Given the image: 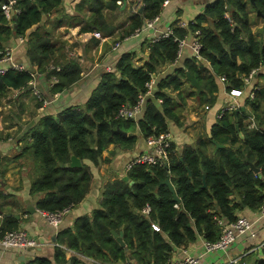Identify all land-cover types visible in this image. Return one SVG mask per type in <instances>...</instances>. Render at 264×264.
I'll use <instances>...</instances> for the list:
<instances>
[{
  "label": "trees",
  "instance_id": "16d2710c",
  "mask_svg": "<svg viewBox=\"0 0 264 264\" xmlns=\"http://www.w3.org/2000/svg\"><path fill=\"white\" fill-rule=\"evenodd\" d=\"M5 1L0 0V59L10 38L27 37L30 65L37 66L50 81L53 76L58 78L50 87V95L44 94L45 97L50 99L55 93L70 89L81 79L82 66L76 59L57 58L58 45L51 39V29L46 28L47 23L42 24L45 16L60 11L63 0H17L21 13L13 23L3 14ZM118 1L123 3V0H81L76 10L84 12L88 7L92 14L83 31L113 35L117 27L111 18L126 12L121 11ZM141 2L120 32L121 40L158 16L164 0ZM250 3V0H216L206 6L188 29L175 21L171 26L173 34L148 42V58L141 65L136 64L139 60L135 52L122 54L114 70L103 73L84 104L71 105L55 116L39 118L27 130V138L31 140L19 155V158L30 155L39 169L30 190L32 195H39L36 207L55 213L78 206L95 180L88 161L98 167L104 161V151L112 144L117 149L132 150L139 138L137 130L146 139L169 130L170 121L181 124L178 109L185 103L183 87L188 82L187 72L200 84L199 101L213 104L218 91L217 77H226V90L230 91L243 88V77L252 70L264 69V33L263 29L254 32L252 18V12L257 16L261 11L264 15V0ZM86 4L89 5L85 7ZM64 23L59 20L58 26ZM124 24L122 21L119 26ZM196 31L200 32L197 37L202 44L201 54H195L185 67L159 78L153 93L146 97L144 112L137 122L116 119L123 104L135 105L139 96L147 92L146 84L152 76L177 60L179 40ZM200 58L209 61L210 67ZM52 64L60 70H52ZM32 78L30 70L9 69L0 74V102L12 89L23 91L15 102L31 94ZM168 91H179L180 101ZM254 93V99L245 100V111L241 108L226 111L213 127L212 138L229 142V147L220 148L210 156L204 149L207 144L204 139H199L200 147L185 146L181 154L173 144L169 166H133L127 172L129 180L118 178L104 185L98 208L77 218L73 227L58 232L53 260L35 257L27 264H117L120 261L167 264L175 248H187L198 235L207 241L218 240L222 233L220 220L231 225L241 211L257 212L264 201V86L256 88ZM188 95L196 96L197 91L191 89ZM34 98L37 106H41L43 101ZM250 116L256 118L255 129L249 128ZM13 117L20 115L13 111L8 119L13 121ZM73 155L82 160V166H70ZM2 160L0 150V163ZM252 164L259 169L258 173L252 170ZM0 175L3 178L1 168ZM167 178L174 184L180 201L164 184ZM147 205L152 209L149 215L142 213ZM154 224L160 230H155ZM18 229L19 222L5 216L0 224V239L6 232ZM112 230L123 232L125 248L116 241ZM69 251L88 257L90 262L74 254L68 258ZM250 260L244 257L242 264H264V245L260 254Z\"/></svg>",
  "mask_w": 264,
  "mask_h": 264
},
{
  "label": "crops",
  "instance_id": "0c3cea01",
  "mask_svg": "<svg viewBox=\"0 0 264 264\" xmlns=\"http://www.w3.org/2000/svg\"><path fill=\"white\" fill-rule=\"evenodd\" d=\"M80 1L63 0L60 11L53 13L50 17L45 16L42 24L47 23L46 28L51 29V39L58 45L57 58L61 61L65 59H76L79 61L82 66L81 79L70 89L55 93L50 98L51 102L47 105L42 103L38 107L37 99L34 98L32 91L29 95H23L17 102L8 100V97L12 94L10 91L0 102V150L3 154V160L0 163V168L3 170L0 215L3 216V219L0 220V224L4 223L5 216L12 217L19 222L20 229L26 230L38 242V246L35 249L25 251L20 249L4 250L0 247V264H20L22 256L26 258L24 264H27L35 257H48L53 260L58 232L62 229L73 227L77 218L90 215L98 208L104 185L109 181L127 176L126 165L146 149L145 138L137 130L136 134L139 138L132 150L117 149L112 144L104 151V161L98 167L88 161L87 163L92 166L95 176L93 186L86 198L78 206L70 208L60 225L55 227L38 212L36 201L39 195H32L30 191L32 181L39 173L35 161L30 155L19 158L22 147L31 140L27 138V130L34 126L42 116H55L68 106L84 104L100 83L103 73L107 71V67L111 66L114 70L122 54L135 52L137 60H139L136 61V64L141 65L148 58L147 44L149 41L152 42L156 37H160L167 32L175 21H178V24H184V28L188 29L190 23L194 22L197 16L205 11L206 6L216 0H170L166 6L162 5L161 13L158 15L159 19L153 28L145 29L141 34H133L124 40L119 38V34L130 22L129 18L135 13L133 12L135 7H132V2L138 1V4L141 5V0H127L124 8L123 4L125 1L123 0L121 11L125 10L126 12L125 14H119L116 18H111L112 24L117 27L116 32L111 36L103 35L99 31H83V26L88 25L92 14L87 7L89 4L85 5L87 9L84 12L76 10V6ZM253 14L252 12L254 32L264 29V20L259 18L258 14L257 16ZM124 15L127 17H124ZM59 20L66 23L58 26ZM122 21H125V24L119 26ZM72 22L75 23L72 24ZM194 39L193 33L190 32L185 38L186 43L182 50L179 51L177 60L174 63L165 65L160 70V73L155 74L156 84L159 78L173 73L176 68L185 67L186 62L195 57L192 49ZM27 41V37L14 36L6 42V50H10L14 59L19 63H23L27 70H35L37 67L30 65L27 56ZM200 59L205 66L210 67L209 61L204 58ZM0 66L10 67V64L3 62ZM36 81L42 93L49 96L51 82L46 78L45 74L38 72ZM216 81L218 83V91L215 92L216 101L213 104L200 102L198 95L202 89L198 93V90L189 81L185 83L183 87L185 103L178 109L181 124H177L174 121L169 123V131L174 137L175 151L178 154L182 153L185 146L200 147L198 145L199 139L207 140L204 149L210 156L215 154L220 148L230 146L229 142L222 143L212 138V130L218 119H220L219 115L233 101V98L230 97L229 92L226 90V81H222L221 76L217 77ZM263 86L264 69H260L258 74L251 80L250 85L244 90L243 95L237 98L241 109L242 107L246 109L245 100L249 92L254 87L260 89ZM191 89L197 91L196 96L188 95ZM168 92L173 97L178 98L179 91ZM45 98L48 99L47 97ZM177 101H180L179 98ZM19 104H22L21 111L19 110ZM13 111L18 113L20 117H13V121H11L8 116ZM34 113H36V117L33 116ZM216 143L224 146L216 148ZM31 206L35 207V212L29 210ZM239 215H244L254 221L255 236H252L249 232L245 233L234 242L228 252H206L204 244L206 239L202 235H198L197 239L191 242L187 248H175L172 258H182L186 254L200 256L199 264H228L232 259L244 257L253 261L260 254L261 244L264 243V217L258 218L257 212H253L250 209L241 211ZM72 254L88 259V257L72 251H69L68 258ZM117 264L127 263L120 261Z\"/></svg>",
  "mask_w": 264,
  "mask_h": 264
},
{
  "label": "built area",
  "instance_id": "2783aa9c",
  "mask_svg": "<svg viewBox=\"0 0 264 264\" xmlns=\"http://www.w3.org/2000/svg\"><path fill=\"white\" fill-rule=\"evenodd\" d=\"M170 0H164L163 6H166ZM118 4L122 5V1H118ZM2 11L4 16L6 17L8 22L14 21V18L21 13V9L17 6V0H7L2 4ZM229 15H227L228 17ZM159 16H156L153 19L147 20L143 27L137 29L135 31V35L141 34L145 29L153 28L155 23L158 21ZM179 26L184 27V24H179ZM173 34L172 28H170L167 32L163 33L160 37H156L153 41L159 40L161 37H166ZM200 34L199 31H196L193 35L195 37L192 43V49L196 55L201 54L202 44L198 39V35ZM185 39L179 40L180 50H182L183 46L185 45ZM119 46V44H117ZM179 50V51H180ZM3 62H8L10 67H1L0 66V74L6 73L9 69H16L19 71L27 70L23 63L17 62L11 51L6 50L4 56L0 59V64ZM37 67V66H36ZM52 70L59 71L60 67L55 66L54 64L51 65ZM113 68L111 66L107 67V71H111ZM260 69H254L250 72L249 75L243 77L244 86L241 89H231L229 92L230 97L233 98V101L226 107L222 114L219 115V118L223 116L226 111L232 112L234 110H238L241 108L240 103L237 101L238 97H241L244 93V90L250 85L251 80L258 74ZM32 72L33 78L29 82V86L32 90L34 96H36L39 100L43 101L44 105H47L51 102V100L46 99L44 94L42 93L41 89L37 86V74H38V67L37 69L30 70ZM222 81H226L225 76H221ZM51 85L58 82L57 76H53L51 78ZM156 84L155 75L152 76L151 80L147 82V92L145 94H141L137 103L133 106L128 104H123L118 112L116 113V119H124V120H133L135 122L138 121L140 116L144 112V106L146 97L151 95L154 91ZM255 87L249 92L247 98L250 100L254 99L255 97ZM12 94L8 97L9 101L15 102L18 96L23 92L21 89H12ZM250 129L257 128V121L255 116H250L247 120ZM146 149L134 157L129 163L126 165V172L132 169L133 166L138 164L144 165H159V166H169L170 162V154L172 152L173 144H174V137L172 133L167 130L161 132L159 134L150 135L146 139ZM3 193V179L0 175V195ZM178 207V205H176ZM70 208L63 209L61 211L50 213L47 211H43L37 209L38 212L43 215L49 223L53 226L58 227L62 222L64 216L67 214ZM151 207L147 205L145 208L142 209V213L145 215H149L151 212ZM257 217L263 218L264 217V201L257 211ZM3 219V216L0 215V220ZM220 225L222 226V233L218 240L216 241H207L205 240V249L206 252H215V251H224L228 252L229 249L232 247L234 242L245 233H250L252 236L256 235V231L254 229V221L250 218L239 215L237 220L232 223L231 225H227L222 220L219 221ZM155 230H160L157 225H153ZM264 243L261 244V248L263 247ZM38 246V242L35 238H33L26 230L18 229L13 231H8L5 235L0 239V247L4 250L6 249H20V250H29L35 249ZM200 256H192L189 254L184 255L182 258H170L167 264H199L200 263ZM243 258H235L232 259L228 264H242Z\"/></svg>",
  "mask_w": 264,
  "mask_h": 264
},
{
  "label": "water",
  "instance_id": "95a60500",
  "mask_svg": "<svg viewBox=\"0 0 264 264\" xmlns=\"http://www.w3.org/2000/svg\"><path fill=\"white\" fill-rule=\"evenodd\" d=\"M124 4H123V8L126 6V2L127 0H124ZM251 1V4L254 5L255 4V0H250ZM141 11V10H140ZM258 16H260L262 19H264V15L261 13V11H258L257 12ZM264 31V29H263ZM186 79L191 83L192 86H194L197 90H198V93L200 92L201 90V87H200V84L198 82V80L190 73V72H187L186 74ZM242 111H245V107H242ZM124 134L126 135L127 133L124 132ZM216 148H220V147H223L224 145L222 144H219V143H216ZM62 165V163H60ZM70 166H82V160L78 157H76L75 155L72 156L71 158V162H70ZM251 168L252 170H254L256 173L259 172V169L256 168L253 164L251 165ZM124 180H129L128 176H124L123 177ZM131 183L133 184V182L131 181ZM164 184H166L169 189L172 191L173 195H174V198L177 200V201H180V198L178 197L177 193H176V189L171 181L170 178H167L165 181H164ZM204 185H206V181H205V178H204ZM29 210L31 212H35V207L34 206H31L29 207ZM112 234L114 236V238L116 239V241L121 245V247L125 248L126 247V242L124 240V235H123V232H117L115 230H112ZM25 257L22 256L21 257V263L20 264H24L25 263ZM132 262H135L134 260H132Z\"/></svg>",
  "mask_w": 264,
  "mask_h": 264
},
{
  "label": "rangeland",
  "instance_id": "374dc122",
  "mask_svg": "<svg viewBox=\"0 0 264 264\" xmlns=\"http://www.w3.org/2000/svg\"><path fill=\"white\" fill-rule=\"evenodd\" d=\"M132 3H133V6H132V7H133V8L135 7L133 12H135V11H137V10L139 9L140 4H138V1H136V2H132ZM132 7H131V8H132ZM136 7H137V9H136ZM133 8H132V9H133ZM127 13H128V12H127ZM127 13H126V14H127ZM124 17H127V16L124 15ZM80 258H82V257H80ZM82 259H83L85 262H87V263L90 262L88 259H86V258H84V257H83Z\"/></svg>",
  "mask_w": 264,
  "mask_h": 264
}]
</instances>
